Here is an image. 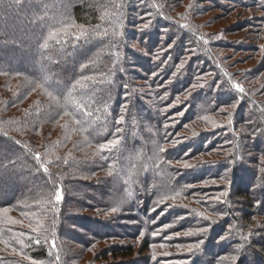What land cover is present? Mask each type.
Segmentation results:
<instances>
[{
	"label": "trees",
	"instance_id": "trees-1",
	"mask_svg": "<svg viewBox=\"0 0 264 264\" xmlns=\"http://www.w3.org/2000/svg\"><path fill=\"white\" fill-rule=\"evenodd\" d=\"M181 1L29 0L17 7L10 5L9 0H0V71L8 73L0 75V161L5 163L0 167V208H9L8 213L0 212V241H8L10 245L6 248L0 243V264H31L32 260L37 264H54L56 251L59 264H95L108 256L126 260L134 255V261L115 264H168L170 259L185 264H230L231 259L221 257L236 254L230 249V244L236 242L235 235L232 242L222 243L219 250L210 249L211 244H206L202 254L195 256L199 249L179 252L177 248L194 240L175 237L169 228L163 230L162 238L145 236L138 248L130 242L111 243L96 252L99 260L86 263L80 262L83 256L77 248L90 250L101 241L136 239L141 232L155 233L156 228L168 225L171 219L185 216L173 231L180 233L197 222L203 225L212 222L198 220L197 209L217 212L222 207L227 216L222 218L219 227L210 231V237L217 239L228 234L230 224L237 229L252 227L251 235L244 236L243 232L236 242L245 247L235 264H264V188L260 187L264 183V173L260 171L264 168V121L261 119L264 116V51H261L264 48V0H191L196 16L210 9L221 13L240 9L252 15L251 20L235 29L236 33H243V44L252 40L251 57L261 53L259 65L241 74L244 84H239L246 85L244 93L232 87L233 82L238 83L232 80L233 74L218 78L221 83L215 82L216 79L205 82L203 78L197 79L201 72L197 73L200 76H191V73L187 74L189 77L180 76L176 70L177 59L180 61L189 51L178 50L183 40L189 42L183 36H174L179 47L175 48L176 57L169 64L167 58L173 49L169 48L172 39L168 30L172 28L173 32V28L186 24L179 23L183 16H173L171 12ZM148 20L151 21L149 27L143 28ZM64 23L72 26L70 34L61 37L60 45L50 41L49 48L42 49L40 44L48 32ZM152 25L155 28H150ZM188 30L181 28L186 34ZM81 31L87 35L76 40L75 35ZM152 47L158 52L164 49L160 59L150 60ZM225 47L242 51L234 45ZM214 63L212 58L207 62L208 66ZM82 64L87 67L81 68ZM191 65L187 67L189 72ZM153 72L158 75L153 76ZM45 76L48 83L44 88L49 91H54L57 84L71 87L81 76L91 77L81 81L83 87L77 86L73 92V96L82 98L85 104L82 112H91V116L77 113L78 119L92 121L90 126L85 125L87 132H80L69 117L59 118L44 89L38 86ZM141 83L147 87L146 91L138 87ZM193 84L196 87H192ZM217 85H226V90ZM205 92L221 95L213 101L217 107L209 109V115L192 108L193 102L197 106L200 102H209V98L203 96ZM177 96L180 106L168 109ZM237 100V108L221 111ZM188 106L189 110L173 125L172 112L181 108L184 111ZM73 110L70 104L68 111ZM229 113L232 122H228L224 130L228 136L219 138L213 126L218 119L214 118L218 116L228 121ZM203 116L208 120L202 119ZM121 117L122 121L117 123ZM253 120L257 127L251 126ZM202 124L206 129L200 127ZM132 132L138 136L131 138ZM113 139H118V143L108 146L110 152L105 148L96 154L98 145ZM222 140L234 142L232 151L227 152V160L224 155L230 144L220 143ZM126 142H131V146ZM158 145L164 146L165 151L159 152ZM37 152L41 154V161L34 158ZM10 160L16 163L9 164ZM113 160L115 166H123L125 171L115 170V174L104 179L99 173L108 170ZM177 160H187L193 167L184 168ZM41 162L49 168L48 174L37 170ZM228 167L232 172L230 196L227 204L220 207L214 204V197L227 185L204 183L217 181ZM53 185H62L64 190L63 201L57 205L54 228L51 206L47 203L54 198ZM112 186L127 189L125 195L118 197L121 210L117 213L110 212V208L118 204V189L111 194ZM83 188L88 190L82 191ZM177 190L186 198L184 206L177 207L176 200L157 205L160 196L174 194ZM72 191L75 195L69 194ZM165 208L170 210L162 214ZM256 218L260 220L255 221ZM37 219L44 225L39 236L44 245L40 242V247L33 250L28 242L29 236L36 238L31 227L36 226ZM86 224H92L93 228ZM101 229L106 231L100 232ZM53 231L55 250L50 245ZM45 238L49 243H45ZM199 238L200 235L195 241ZM153 244L165 247L153 249ZM12 247L30 259L13 253ZM163 250L174 253L173 257L159 254L152 260L154 251Z\"/></svg>",
	"mask_w": 264,
	"mask_h": 264
},
{
	"label": "rangeland",
	"instance_id": "rangeland-1",
	"mask_svg": "<svg viewBox=\"0 0 264 264\" xmlns=\"http://www.w3.org/2000/svg\"><path fill=\"white\" fill-rule=\"evenodd\" d=\"M192 5H193V3L191 0H182L179 5H177L175 8H173L171 10L173 16H183L184 17V19L179 22L180 24L186 23L190 27L188 28L189 30H188L187 34L182 32L180 27L179 28H177V27L173 28V32H172V28L168 30V34L170 35L169 39H172V43L170 44V45H172V47H169V48L173 49L172 54L170 55L171 59L169 60V64H172V60L176 57L174 55V52L176 51L175 48L179 47V44L176 42L177 40L174 36H176V37L177 36H183V38L189 40V42H187L186 40H183V43H182L181 47L178 48V50L180 49V50L187 51V50L191 49L193 51L186 52L185 53L186 55L184 54V56L182 57V59L186 60V63L184 64V67L182 69H179V71H178L180 73V76L189 77L187 74L191 73V76H195V75L200 76L201 75V78L204 79L203 82H205L207 80H211V79H213V80L216 79L215 82L221 83L220 79H218V78L224 76V73L226 72L227 74H233L232 80H235V81H238V83L244 84V80L242 79L241 74H243L244 72H247L249 70H252L253 68H255L259 65L261 53L259 55H253L251 57L249 55V53L254 48V47H252V40H249V42H247L246 44L245 43L243 44V42L241 41V40H244V37L242 36L243 33L242 34L236 33L235 29H236L237 25L244 24V23L248 22V20H251L252 15L248 14L245 11L240 12V9H237V10L234 9V10L229 11L231 13H221L217 9H210L207 12L202 13V14L199 13V15L196 16V15H194V7ZM228 10L229 9H227V11ZM150 28H155V27L152 25V26H150ZM263 28H264V26H263ZM184 34H186V35H184ZM237 38L239 40L236 43L235 41ZM205 41H207V43H205ZM226 45H228V47L231 45H234V47L240 48L242 51L234 50L231 48H226L225 47ZM149 50L153 51V53L151 54L150 60L155 61L156 59H154L153 56H154V54L158 53V50L155 47H152ZM261 51H264V48H261ZM211 58L215 63L212 66H210V65L208 66L207 62L209 59L211 60ZM189 59H190V62H188ZM177 60H178V64H179V58ZM166 62L168 63V61H166ZM189 64H192L190 66L191 72H189L187 69ZM204 71H206V72H204ZM199 72H201L200 75L197 74ZM206 73H210L211 75H205ZM203 82L200 81L199 85L202 86ZM141 84H142V86H138V87H140L142 91H146L147 87H143L144 86L143 83H141ZM241 86L245 89L246 85H241ZM220 87L222 90H226V85H221ZM203 96L208 97L209 102H207L205 104L200 102V105H198V106L195 105V103L193 102L192 108L196 109V111H199V112L201 110H203L209 115L210 114L208 112L209 109L214 107V109L216 110V107H217V106H215V104H213V101H215L221 95H217V93L205 92V94ZM178 105L179 104L176 101H174L169 106L168 109L175 108ZM199 108H200V110H199ZM181 109L179 111L172 112V113H174V115H172V117H171V121H172L173 125H176L180 121L181 117L189 110V106L186 109H184V111H181ZM181 112H183V115H178V113H181ZM214 119H218L217 123L213 125V126H215L214 130H218V131H216V136L219 138H221L223 135L228 136V135H225L226 133L224 132V130L227 127L228 121L223 120L222 117H218V116H215ZM261 119L264 121V116L261 117ZM220 120H222V121H220ZM250 123H251V126H253V127H257V125H258V124H256L255 120L250 121ZM121 126H120V128H121ZM200 127L203 129H206V125H204V124L200 125ZM220 128H222V129H220ZM259 131H260V129H259ZM226 132H227V134L231 133L228 131H226ZM194 134H198V132L194 131ZM236 134H239V132H236ZM213 135H215V134L213 133ZM130 136L132 138V137L138 136V134L136 132H132L130 134ZM225 141L230 144L228 146L229 148H227L226 153L224 155L225 159L227 160L228 159L227 152L232 151V144H234V142L222 140V141H220V143L221 142L223 143ZM182 142H183V140H182ZM218 142H219V140H218ZM126 145L131 146V142H126ZM261 145H262V142H261ZM106 149L109 151L108 147H106ZM137 154L139 156L138 164H140V160H141L140 154L141 153L139 150L137 151ZM154 157L156 158L157 156L154 154ZM262 157H264V156H262ZM228 162H230V160H228ZM115 163H116L115 160H113L111 162V165H113L114 167L117 168V169L111 168V171L113 174H115L119 170L125 171L123 166L117 167V166H115L116 165ZM228 165L230 166V164H228ZM229 169L230 168L228 167V170L224 173L223 176H221V177H224L226 175V179L222 180L220 177L217 181H215V183H213L211 181V182H208L206 184H216V185L225 184V185H227L225 190L229 191V188H230L229 177L232 175V172H231V170L229 171ZM115 170H116V172H115ZM108 172H109V169L103 173H99V175L102 174L105 176L104 179H108L113 175V174L111 176L108 175ZM94 176H95V174H94ZM124 176L130 177L127 174H125ZM116 188L118 189L117 202L119 203V200H118L119 195L120 196L125 195L126 191L123 190L122 188H120V186L119 187L112 186V190L110 191V193L113 194L116 191ZM85 190H88V189L83 188L82 191H85ZM69 194L75 195V192L72 191V192H69ZM262 194L264 195V191L262 192ZM231 195H232V193H231ZM228 196H230V193ZM227 197H224V199L222 197L220 200L215 199L214 204H220L221 205L220 207H222V205L227 204ZM107 199H108V197H106V200ZM185 199L186 198L182 194L180 196H178L176 198L177 207L184 206L187 203V201ZM157 205H159V204H157ZM169 210H170V208H165L164 211L162 212V214H167ZM197 211H198V215H197L198 220L203 219V221L209 220L212 222L208 223L206 225L201 224L202 222L201 223L197 222L195 224V226H190L186 230L180 231V235L178 236V237L185 236L187 238H190V240H194L193 243H189V244H194L195 242H197L200 239L204 240V243L201 245V247L198 250L199 251L198 254L196 252L195 256L202 254L203 248L206 244H211V245H209L210 249L219 250V246L222 245V243L229 244L230 242H232L231 239L234 235L236 236V242H237V240H239V237L243 232H244V236L251 235L250 230L252 229V227H250L251 229L250 228H246V229L238 228L237 229L234 227L232 229V232L230 235L226 234V235H229L227 242H217L218 238L216 239V237H210V234H211L210 231L219 227L222 223V218L227 216L226 215L227 213H225V208L222 207L219 211H217L220 213H224L223 216L215 215L216 212L203 210L202 208L197 209ZM194 215H195V213H194ZM186 216L190 217V215H186ZM181 217L182 216L175 217L174 219H171V221L168 225L156 228V230H155L156 234L155 235H153V233H154V231H153L151 233L146 232V235L144 234L142 238H141V236H139L136 239H130L127 241L125 239L101 241V242L97 243L94 246V248L92 247L90 250L82 248V247H77L79 250V255L83 256V260H81L80 262L86 263L87 261H92L94 259L99 260V258L96 257V255H95L96 252L98 253L100 251V249L102 250L104 247L108 246L111 243L124 245L125 243L130 242V243H134V246L138 248L140 246V243L142 242V239H144L145 236L146 237L152 236L154 238H162L164 236V235L162 236V232L164 229L169 228L170 229L169 232H172V235L176 237L177 232H173V231H174L175 227H177V225L180 223L179 220H181ZM184 217H182V219ZM254 220L257 221L260 219L256 218ZM86 225L90 229L93 228L92 224H86ZM198 225L200 227H205V226L210 225L209 231L199 233L197 235H184V232H186L190 228L191 229L199 228ZM230 225H232V224H230ZM252 226H254V225L252 224ZM105 231H106V229L100 230V232H105ZM149 234H150V236H149ZM199 235H200V238L195 241V238ZM158 240H160V239H158ZM160 241H161L160 243H162V240H160ZM236 242H235V244L234 243L230 244V249L235 250V247L240 244V242H238V243H236ZM41 244L44 245V243L42 241H41ZM189 244H187V245H189ZM28 246H30L33 250H37L40 247V244L36 245L33 243L32 239H29ZM55 248H54V250H55ZM137 248H135V252L137 251ZM186 250L188 251L187 247H186V249L180 248V250H178V251L183 252ZM154 252L156 253L155 257H157L160 254L161 257L171 258V257H173V254H174V253H168L165 250L159 251V252L154 251ZM147 253H146V255H147ZM55 255L56 256L58 255L57 251L55 252ZM132 257H133L132 259L130 258V259H126V260H121V258L119 256L114 258V259L111 256H108V258L99 260L95 264H115L119 261H134L136 259V256L134 255ZM205 257L206 256L202 255V258H205ZM153 259L154 258H152V260ZM168 261H169L168 264H170V262H174L172 259H170ZM130 263H132V262H130ZM188 264H192V262H189ZM230 264H232V262H230Z\"/></svg>",
	"mask_w": 264,
	"mask_h": 264
},
{
	"label": "snow or ice",
	"instance_id": "snow-or-ice-1",
	"mask_svg": "<svg viewBox=\"0 0 264 264\" xmlns=\"http://www.w3.org/2000/svg\"><path fill=\"white\" fill-rule=\"evenodd\" d=\"M28 2H29V0H9L10 5H15L17 7H20L21 5H23L25 3H28ZM147 15L151 16L152 14L151 13H147ZM150 23H151L150 20L145 22L143 24V28L149 27ZM71 27H72L71 25H69L67 23H64L63 26L56 27L53 30L49 31L47 36L43 39V42L40 44V47L42 49H48L50 41H55V43L57 45H60L62 43L61 37L68 36L70 34L69 29ZM180 27L181 28H189L190 26L188 24H183V25H180ZM164 31L167 32V29H164ZM105 34H107V33H105ZM84 35H87V33L84 32V31H81L79 35H75V39L79 40L80 36H84ZM114 35H118V33H114ZM64 43H67V41H64ZM205 43H207V41H205ZM169 47H172V45H169ZM163 51H164V49H161L160 52L154 54L153 58L154 59H160V56L163 53ZM189 51H193V50L190 49ZM116 55L118 56L119 53H116ZM167 59L170 60L171 57L169 56ZM165 62L166 61H161V63H165ZM185 63H186V60L181 59L179 61V64L177 65V71H179V69H182L184 67ZM84 67H87V64H82L81 65V68H84ZM0 75H8V73L0 71ZM17 75H20V74L17 73ZM152 75L156 76V75H158V73L153 72ZM175 75H176V73H173V76H175ZM205 75H211V74L210 73H206ZM224 75L227 76L228 74L224 73ZM200 78L201 77H197V79H200ZM90 79H91V77L81 76V78L76 80L75 83H73L71 85V87H66V86L57 84L54 91H49L47 88H44V85L48 83V77L45 76L44 79H43V82L38 85L39 87L44 89L45 94L49 98L50 106H52V108L56 111V114L59 116V118L63 119L64 117H69L74 125L79 126L78 130L80 132H82V133L87 132V127H85V125L90 126L92 121L91 120L85 121L82 118H79V119L77 118V113L78 112H82V110L85 108V104L82 103V98L78 99V98L74 97L73 96V92H74V90H76L77 86L83 87V85L81 84V81H88ZM124 87L127 88L128 85H124ZM192 87H196V85L193 84ZM217 87H220V86L217 85ZM232 87H234L237 92L244 93V88L241 86V84L233 82L232 83ZM166 95H167V93H165V96ZM179 100H180V97L177 96L176 102H179ZM238 103H239V100H237L236 102L230 103L226 107H223L221 109V111H227L228 108L235 109V108H237ZM70 104L74 106V110L73 111H68V106ZM124 107L126 108V105ZM82 115L91 116V112H82ZM178 115H183V112L178 113ZM122 119H123V117H121L120 120L117 121V123H120L122 121ZM202 119L207 121L208 117L204 116V117H202ZM228 122H229V124H231V122H232L230 113H229ZM64 127L67 128V124L64 125ZM165 127H167V125H165ZM117 131H120V129H117ZM84 140L87 142L88 141V137L85 136ZM16 143L19 144V141H17ZM116 143H118V139L108 140V141H106L105 144L98 145V151H97L96 154L99 155L100 151H103L106 147L111 146V145H115ZM173 144H175V142H173ZM24 147H26V146H24ZM157 147H158V151L159 152H164L165 151V147L164 146L158 145ZM34 158H35L36 161H41V154L39 152L35 153ZM17 159H19V157ZM233 159H236L235 155H233ZM262 160H264V157H262ZM8 163L9 164H15L16 160H10V161H8ZM168 163L171 164L172 162L169 161ZM176 163L181 164L184 168L193 167V165L191 163H189L187 160H177ZM4 166H5V163L3 161H0V167H4ZM111 168H112V166L109 165L108 175H110V176L113 174L112 171H111ZM40 169H42V171L44 173H46V174L49 173V168L43 162H41L40 168L37 169V170L39 171ZM229 171H230V169H229ZM260 171L262 173H264V168H261ZM48 179L49 180L52 179L50 174H49ZM221 179L222 180L226 179V175L224 177H221ZM212 182L215 183V181H212ZM206 183H208V182L205 181V184ZM53 187L55 189L54 190V198L53 199H49L47 201V203L51 206L50 207V211L53 214V216H52V227L54 228L55 227V220H56V213H57V205H59L63 201V191L64 190H63L62 185H53ZM186 187H190V186H186ZM260 187L264 188V183H262L260 185ZM125 191H127V189ZM128 194L131 195V193H128ZM180 195H181V193L178 192V191L174 192V194H171V195L164 194V195L159 197V199L156 201V203L157 204L165 203V202H167L169 200L175 201L176 198L178 196H180ZM228 195H229L228 191L224 190V191L220 192L217 197H214V199L220 200L222 197H227ZM258 203H260V202L258 201ZM120 210L121 209H120L119 203L116 206H113V207L110 208V212L111 213H117ZM152 210L155 211V209H152ZM0 212L8 213L9 212V208H7V207L0 208ZM22 215L27 216L28 214L27 213H22ZM215 215L223 216L224 213L216 212ZM10 219L11 218H9V220ZM181 219H182V217H181ZM11 222L12 223H22L21 221H11ZM35 223H36V226L35 227H31V232L37 234L36 238L33 239V237L29 236V239H32L34 244L39 245L40 242H41L40 239H39V236L41 234V229L44 228V225H43V223H42V221L40 219H37L35 221ZM234 227H235V225H230L229 226V228L227 230L229 235L231 234L232 229ZM209 228H210V225L209 226H205V227H199V228H196V229H191L190 228L186 232H184V235H197L199 233H203V232L209 231ZM155 234L156 233H153V235H155ZM20 235L23 236L25 234L21 233ZM51 235L53 236V239L51 240L50 245H51V248H55L56 247L55 239H54L55 232L53 231L51 233ZM143 235H144V233L141 232L140 233L141 238L143 237ZM176 235H180V233H176ZM229 235H220L218 237V241L217 242H227L228 238H229ZM244 239H247V237H244ZM0 243H4L6 248L10 246L8 241H0ZM20 243L23 244V241H20ZM45 243H49L47 238H45ZM203 243H204V240L200 239L197 242H195L194 244H189L187 246L177 245V248L180 249V248L187 247L188 251L191 252L193 249H199ZM93 247H94V245H93ZM151 247L153 249H156L157 247L164 248L165 245L164 244H160V245L153 244ZM244 247H245L244 244L237 245L235 247V250H234L236 254L231 255V257H227V256L221 257V259L222 260L223 259H231L233 264H235V262L238 259V254L243 250ZM11 250L15 254L23 255L24 259H30L29 257L24 255L23 253L18 252V250L15 247H12ZM155 255H156V253L153 252V258H155ZM59 261H60V257H59V255H57L55 257L54 264H59ZM31 264H37V262L35 260H32ZM170 264H173V262H170ZM174 264H185V262L184 261H177V262H174Z\"/></svg>",
	"mask_w": 264,
	"mask_h": 264
}]
</instances>
